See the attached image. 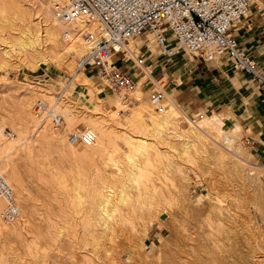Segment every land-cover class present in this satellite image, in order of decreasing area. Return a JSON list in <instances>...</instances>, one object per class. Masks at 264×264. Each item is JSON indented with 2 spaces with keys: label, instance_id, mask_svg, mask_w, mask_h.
Returning a JSON list of instances; mask_svg holds the SVG:
<instances>
[{
  "label": "bare ground",
  "instance_id": "1",
  "mask_svg": "<svg viewBox=\"0 0 264 264\" xmlns=\"http://www.w3.org/2000/svg\"><path fill=\"white\" fill-rule=\"evenodd\" d=\"M28 1L39 17L42 40L33 35L32 20L17 17L16 13L22 10V0H0V14L8 18L6 8L10 7L21 27L17 37L7 34L0 40V54L8 59V64L15 62L11 52L16 50L24 49L36 59L35 64L48 60L59 67L64 53L73 56L83 51L81 37L65 36L63 25L53 17V0ZM132 51L129 56L137 61ZM75 71L71 84H81L93 92L97 104L96 114L99 115L92 122L98 133L91 128L96 134L91 144L76 147V142L69 139L68 130L73 129L75 120L68 109L60 108L62 133L33 110L36 100L51 98L50 91L39 86L32 85L28 89L27 98L19 103L14 118L0 117V172L12 186L19 207L14 221L0 222V264H98L94 259L98 255L121 262L122 253L127 255L126 261L130 264H225L228 260L238 264H264V254L259 253L260 246L252 236L235 233L222 221L223 217H230L228 202L222 204L215 196L227 193L238 200L242 212L246 210L249 215L257 216L259 213L260 233L264 235V183L258 176L260 173L264 176V167L252 163L248 146L240 144L241 124L236 116L225 120L216 112L188 114L168 94L154 102L144 93L140 81L127 93L133 105L123 106L121 93L115 91L108 99L109 105L104 101L110 83L97 87L86 74ZM120 105V109L130 110L127 116H118L115 108ZM179 116L187 123L186 127L179 125ZM46 138L52 142L64 139L68 143L70 160L66 157L61 161L65 169H72V173L66 170L65 176L71 183L76 181V185L71 189V184V191L62 201L75 202L78 227L71 216L65 215L66 204L59 207L58 198L50 191L46 195L39 194L24 172L23 160L31 158L37 142ZM183 159L198 166L200 174L216 192L213 200L202 195L200 204L191 201L189 167L181 162ZM164 175L169 179L173 204L167 202L164 192L167 190L158 189L165 183ZM226 179L232 181V188L226 186ZM35 198L40 202L36 203ZM250 207L254 213L248 209ZM53 212L54 217L50 215ZM190 217L197 222L196 227L191 226ZM160 218L169 233L162 236L156 247L158 253L152 258L144 254L139 245ZM68 239L72 244L64 245ZM52 240L56 243L54 247L49 246Z\"/></svg>",
  "mask_w": 264,
  "mask_h": 264
},
{
  "label": "built area",
  "instance_id": "2",
  "mask_svg": "<svg viewBox=\"0 0 264 264\" xmlns=\"http://www.w3.org/2000/svg\"><path fill=\"white\" fill-rule=\"evenodd\" d=\"M251 0H53V17L63 25L65 36L81 37L83 51L75 61L82 73H92L113 92L121 93L120 100L130 105L128 92L135 82L117 60H132L145 77L150 97L158 102L166 97V80L154 78L140 56L130 57L129 44L148 32L159 54L167 59L179 51L202 57L206 61L226 56L236 69L264 86V71L238 46L232 29L245 18ZM133 52V51H132ZM118 58V59H116ZM120 58V59H119ZM148 69V70H147ZM59 96L49 102L36 100L35 110L50 125L60 129L63 116ZM128 109H120L125 113ZM69 139L83 145L94 142L96 134L83 127L70 132ZM13 188L0 172V222L11 223L19 215Z\"/></svg>",
  "mask_w": 264,
  "mask_h": 264
},
{
  "label": "rangeland",
  "instance_id": "3",
  "mask_svg": "<svg viewBox=\"0 0 264 264\" xmlns=\"http://www.w3.org/2000/svg\"><path fill=\"white\" fill-rule=\"evenodd\" d=\"M17 3L20 4V2H17ZM21 3L23 4L21 8L22 10L19 13H16L18 15L16 16L17 17L20 16L21 18H23V20H29V19L32 20V23L30 22L32 24L31 31L33 35L35 36V38H38V39L40 38L42 40V37L39 35V33H41L40 32L41 28L38 22L39 17L38 15H36L37 14L36 10L33 8L32 3H30L28 0H22ZM6 10L8 12V18L7 16L3 17L0 14V40L3 35H7V34L17 37L19 33L18 29L21 28L18 23V20L14 18L15 14L12 13V9L9 7V8H6ZM130 48L133 49L135 53H137L136 50L134 49L132 42L130 43ZM156 50L158 51L157 46H156ZM16 51L11 52V55H13L11 57L12 61L16 62V63L14 62L13 64H8L7 63L8 59H6L5 57L4 59L3 56H1L0 54V65H1L0 66V117L5 118V120H8V119L11 120L12 118H14L16 116V113H18L19 103L22 100H25L27 98L25 96H27L28 89L32 85H34V86H39L41 88L47 89V91H50L51 98L50 100H47L49 102L53 100L55 96L58 95L59 100H60L59 104H61L63 108H66L72 112L74 120H75V124H74L73 129L68 130L69 134L71 131L76 130V129H82L83 127H90V128L93 127L92 129H94V131L98 133L97 127L94 126L93 125L94 123L92 122V119L95 116L99 115V114H96L97 104L95 103L94 93L91 91H88V89H86L85 86L81 84H78V85L71 84V78H73L72 77L73 72H76L75 71L76 69L75 61L82 52L81 53L79 52L73 56L69 55L68 53H64L61 57V63H60V65L62 66L59 67V65H56L52 61H48V60H42V61H39L38 64H35L36 59H34V57L29 55L27 52H25L24 49L22 51L21 50L17 51L18 53ZM20 52H21V55H19ZM29 56L32 58H30ZM13 58L17 59V61L15 59L13 60ZM26 59L27 61H25ZM29 64H32L33 67L32 68L28 67ZM43 68L44 70L46 69L47 71L49 70L50 72H53L54 74V75L52 74V77L54 78L53 81L42 80V77L39 76V73L42 72ZM137 72H139V70H137ZM87 76L94 84H96L97 87H101L103 85V83L100 82L96 76L94 75H87ZM144 78L145 77L139 78L138 81L141 82V88L144 91V93L147 96H150V91L148 90V85H147V82L144 80ZM132 79L134 82H137V78L135 76L132 77ZM106 92L108 94V97L106 98L104 102L106 103L107 101V103L110 105L111 101H108V99L112 96V91L109 88H107ZM132 102H133V99H131V105H133ZM166 103H168V101H166ZM120 108H121V105L120 107L117 106L115 108L120 118L121 116L124 117L130 113V110H128L127 113H122L119 110ZM200 114H204V113L197 111L196 115H200ZM180 117L181 116H179L178 118L179 125L181 127H186L187 123L183 121V118H180ZM63 129L64 127H61L58 130H60L61 131L60 133H62ZM30 131H31V127L29 126L27 128V132L30 134ZM238 139L241 145L248 146L245 142V139L242 138V127L238 133ZM61 142H52L50 138H46V140L41 141L40 143L37 142L32 152V157H31L32 159L25 158L23 160L25 161V163H22V166H23L26 176H29V178H31L33 187L38 191L39 194L46 195L47 191H50L58 198L56 201L59 202L60 204L59 207H61L63 204H66L67 212L65 213V215L71 216L74 220L73 224L78 227L80 225V222L78 220L77 214L75 213V208H76L75 202L73 201L74 204H71L72 201H68L65 203L62 201L65 199L66 197L65 195L69 191H71V189L75 187L74 185H76V181L74 184V181L73 183H71L72 180L69 178H66L67 175L65 171L66 170L68 171V169L70 168L65 169L63 160L61 161V159H66L67 157L66 160H70V156H69L70 154L66 149V144L68 143H66L64 139L61 140ZM77 144H80V143H75L74 146L78 147ZM41 146H42V149H41ZM181 162L183 164L185 163V166L188 165L187 167H189L187 169V177L191 181L189 188H188V193L191 198V201L194 202L195 204H200L202 202V197H201L202 195H206L208 200L212 199L213 196L216 194V192L207 183L203 175L200 174L201 172L198 166L193 161H189L187 159H183L181 160ZM251 162L255 164H259L253 161V159H251ZM259 165L264 167V165H261V164ZM149 171L150 170L147 169L148 174H149ZM152 171H154V169H152ZM69 172L72 173V169H70L68 173ZM220 175H223L222 171H220ZM258 176H259V179H261V181L264 183V176L261 173ZM72 179L74 180L75 178L72 177ZM163 180L165 182L164 183L165 186L164 185L162 186L163 184L162 183L160 188L158 187V189L160 190L162 189L163 191L164 189L167 190V191H164L166 193L167 202L169 204H173L174 202L172 198L173 195L171 192V188H170V185L167 184V182H169L168 176L164 175ZM66 181H69V182L66 183ZM57 182H58V185H57ZM67 184H70V185L67 186ZM71 184H72V187L70 189L69 187L71 186ZM225 184L228 188L233 187L232 181L230 179H226ZM167 192H171V193L168 194ZM169 195H172V196H169ZM215 196L222 204H226L228 202L227 209L230 211V217L228 218V217L222 216L223 217V218L221 217L222 221H224L225 223H228L229 226L232 228V230L235 231V233L237 232L238 234H241L242 232L243 234H250L252 236V239H254V242L257 243L258 246H260L259 253L264 254V239H263L264 235L263 234L261 235L262 233L261 228H259L260 225L262 224V221L259 219L260 214L258 213V216H259L258 217L257 214L249 215L248 213L245 212L246 210L242 212L243 209H241L240 203L238 202V200L234 198V196H230L227 193L219 194V195L217 194ZM229 197L233 199L231 200ZM37 200L35 198V202L36 201L40 202V199L37 198ZM248 209L252 213H254L253 208L250 207ZM248 209L247 211H249ZM58 210L59 209H57L56 211ZM55 212H53L50 215L54 217ZM60 216L63 217V214ZM58 221H60V217ZM188 221L192 224L191 225L192 227L197 226V222L194 221L193 218L192 220H191V217L188 218ZM184 224L185 225H183V229H185L186 227V223ZM69 231L71 232V230ZM217 232L219 233V231ZM168 233L169 231H168L166 224L163 221V218H160L155 223V225L154 224L152 225V227L150 228L147 234V237L145 238L144 243L140 244L139 247L142 249V252L144 254L150 255L152 258H154L158 253L156 252V247L158 246L160 239L162 238V236H166ZM211 233L212 232H210L209 234L213 236ZM240 241H243V240L241 239ZM72 242L73 241L71 239H68L63 244L71 245ZM55 245L56 243L53 242V240L49 244L50 247H54ZM88 254L90 255V252ZM70 257L73 258L72 256ZM126 257L127 255L125 253H122L121 262H118L115 260L111 261V260H107L106 258H101V255L95 256L94 259L96 260L98 264H130L126 261ZM228 261L230 262V260ZM228 261H225V264H238L237 261H233V262L231 261L230 263Z\"/></svg>",
  "mask_w": 264,
  "mask_h": 264
},
{
  "label": "crops",
  "instance_id": "4",
  "mask_svg": "<svg viewBox=\"0 0 264 264\" xmlns=\"http://www.w3.org/2000/svg\"><path fill=\"white\" fill-rule=\"evenodd\" d=\"M231 32L240 49L264 71V0H251L245 18ZM132 43L151 75L166 80L168 95L183 112H216L225 120L236 116L253 161L264 165V86L236 69L233 60L226 56L206 61L181 50L167 59L156 50L148 32ZM121 59L127 60H117V65L138 81V69L132 66V60ZM52 74L43 68L39 76L53 81Z\"/></svg>",
  "mask_w": 264,
  "mask_h": 264
}]
</instances>
